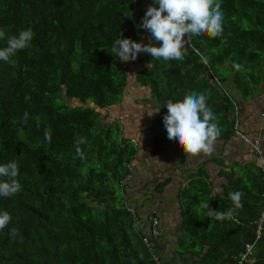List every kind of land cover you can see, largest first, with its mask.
Masks as SVG:
<instances>
[{
  "label": "trees",
  "instance_id": "16d2710c",
  "mask_svg": "<svg viewBox=\"0 0 264 264\" xmlns=\"http://www.w3.org/2000/svg\"><path fill=\"white\" fill-rule=\"evenodd\" d=\"M143 1L0 0V29L7 36L29 27L35 34L28 48L8 62L0 60V164L16 160L22 186L19 193L0 197V211L7 210L12 218L0 230V264L164 263L160 225L159 236L152 237L146 218L148 233L143 232L138 206L128 203L123 193L121 182L130 175L135 144L120 136L118 125H105L108 114L102 120L98 112L121 102L128 84L126 69L110 54L117 38L139 42L145 35L137 27L145 15ZM221 4L220 36L193 37L180 61L153 59L147 53L136 59L141 68L135 82L159 110L149 129L153 156L177 143L168 139L163 123L169 99L177 102L192 91H207V104L228 138L237 122L229 118L236 100L225 88L224 70L233 72L232 82L243 98L264 80V0ZM6 46L7 40H0V48ZM73 100L93 106H77ZM81 140L83 158L76 151ZM260 156L264 158L262 150ZM201 174L192 176L189 184L203 186L204 178L196 179ZM193 187L183 191L188 202L180 201L175 258L190 257L193 264H236L245 244H252L248 264H264V223L256 238L255 222L262 209L264 173L259 169L258 180L249 186L230 180L222 196L203 191L194 196L189 192ZM233 190L243 196L242 207L231 219L216 220L202 209L205 198L213 211L232 208L228 192ZM199 196L206 197L201 201ZM146 237L151 247L143 243Z\"/></svg>",
  "mask_w": 264,
  "mask_h": 264
},
{
  "label": "crops",
  "instance_id": "0c3cea01",
  "mask_svg": "<svg viewBox=\"0 0 264 264\" xmlns=\"http://www.w3.org/2000/svg\"><path fill=\"white\" fill-rule=\"evenodd\" d=\"M143 3L146 4L143 8L146 12L152 5L149 0H144ZM150 35L146 31L139 42L147 45ZM119 62L118 59V64ZM130 63L131 71L128 66L119 65L120 68L126 69L128 79L122 97L123 102L104 109V111H98L100 117H105L108 114V118L105 119L108 124L113 122L114 117L119 116L123 127L128 124L132 125L134 120L130 115L122 116L123 108L135 110L136 115L140 116L145 123L139 130L132 133L137 154L131 161V178L124 186L123 193L128 203L138 206L141 222L139 227L143 226V232H147L145 220L149 215L154 214L158 218L161 231L159 254L164 261L163 264H193L190 257L179 259L174 256L180 234V219L182 218L180 210L182 202L180 201L188 202L183 198L186 194L183 191L194 186L189 190L194 196L202 191L203 193L210 192L211 196L216 194L222 196L221 194L229 186L230 180H238L247 186L253 185L254 179L258 180L261 159L253 153L250 145L244 140L254 142L264 152V118L261 117L264 109V80L257 89L250 90L243 98L242 93L235 88V83L232 82L233 72L228 68L224 70L227 78L225 88L236 100V109L232 110L229 118H233L237 122L234 121V134L225 138L226 132H224L221 134V138L218 137L215 151L212 154H201L188 159L178 143H169L161 155L153 156L154 137L149 129L156 115L150 117L147 111L157 110L146 89L141 95L139 93L132 94L134 87H140L135 82V74L140 70L141 64L137 60L130 61ZM143 64L147 66V62L144 61ZM144 95L149 96L150 99L146 109H143L142 103L138 99V96H142L144 99ZM117 106L120 108L118 112L115 108ZM112 107L115 108L113 111ZM200 169L204 181H201L200 176H196V179H199L203 186L189 184L193 173ZM204 197L201 198V201ZM205 199V201L208 200ZM205 201L202 203V209H207L203 207Z\"/></svg>",
  "mask_w": 264,
  "mask_h": 264
},
{
  "label": "clouds",
  "instance_id": "9594fccd",
  "mask_svg": "<svg viewBox=\"0 0 264 264\" xmlns=\"http://www.w3.org/2000/svg\"><path fill=\"white\" fill-rule=\"evenodd\" d=\"M221 9V0H154V4L148 7L141 23L137 26L138 29L142 28L151 34L149 43L145 45L131 39L117 38L114 41L112 53L109 54L122 62L135 61L142 52L149 54L153 59L180 61L186 54V44L193 37L206 34L214 38L222 34L223 12ZM34 35L30 27L21 29L17 35L13 36H7L6 31L0 29V40H7V46L0 48V60L8 62L19 51L28 48ZM157 43L159 46H156ZM233 67L239 69L241 66L234 64ZM208 99L207 91H192L181 101L173 102L169 99L166 103L168 112L163 117V123L168 139L176 141L188 159L201 154H212L221 134L218 118L207 104ZM235 109L236 107L233 108ZM147 112L151 117L158 114L159 110ZM27 118L28 114L25 113V121ZM45 138L51 139L47 131ZM80 143L83 141H77L76 151L83 158L79 148ZM245 143L250 145L254 153L253 145L257 146V144L247 140ZM127 176L131 178L130 175ZM18 177L19 168L16 160L0 164V197L9 198L22 190ZM242 196L241 191H229L228 197L233 207L226 211H213L209 207V202L203 207L207 208L208 215L216 220L231 219L235 211L242 207ZM11 219L7 210L0 211V230L9 224ZM16 234L17 230L13 228L11 236L14 238Z\"/></svg>",
  "mask_w": 264,
  "mask_h": 264
},
{
  "label": "rangeland",
  "instance_id": "374dc122",
  "mask_svg": "<svg viewBox=\"0 0 264 264\" xmlns=\"http://www.w3.org/2000/svg\"><path fill=\"white\" fill-rule=\"evenodd\" d=\"M146 6V4L145 3H142V10H143V12L144 13H146L145 12V10L143 9L144 7ZM132 62V61H131ZM147 61H145V63H146ZM119 65H121L122 67H124V66H128L129 67V69H130V71H131V68H132V65H131V63L130 62H122L121 63V61L119 62ZM225 67H221L220 68V71L222 70V69H224ZM226 85H227V83H225V87H226ZM144 90H145V88H143V87H134V91L132 92V94H143L144 93ZM129 93V92H128ZM135 97V96H134ZM133 97V98H134ZM138 99L141 101V103H142V107H143V109H146V108H148L147 106H148V100L150 101V99H149V96H146V95H144V99H143V97L142 96H138ZM121 102H123V100L121 99ZM72 103L73 104H79V105H77V106H81V107H91L92 108V103L90 102V101H87L86 103H84V104H82L81 102H78L77 100H73L72 101ZM116 108V112H118V111H120V108L117 106V107H115ZM115 108H113L112 107V111L115 109ZM95 109V108H94ZM95 111H96V109H95ZM104 111V110H103ZM102 115H103V112H102ZM127 115H130L132 118H133V120H134V122L132 123V125H130V124H128L127 126H124L123 127V125L121 124V122H120V118L121 117H119V116H116V117H114V119H113V122H111V123H113L114 125L113 126H115V125H118L119 126V128H120V131H119V134H120V136L121 137H124V138H127V139H129V140H131L132 141V143H134V140H133V138H132V133L133 132H135L136 130H139L145 123H144V120H142L141 119V117L140 116H137L136 115V112H135V110H130V109H127V108H123V111H122V116H127ZM100 119H104V117L103 116H101V118ZM99 120V119H98ZM103 123L105 124V125H107L108 124V122H107V120H103ZM135 144V143H134ZM199 172H201V169H200V171L198 170V171H195L193 174V176H195L196 174H199ZM203 176V174H201V176L200 177H202ZM205 188V187H204ZM200 198H202V196H199Z\"/></svg>",
  "mask_w": 264,
  "mask_h": 264
},
{
  "label": "built area",
  "instance_id": "2783aa9c",
  "mask_svg": "<svg viewBox=\"0 0 264 264\" xmlns=\"http://www.w3.org/2000/svg\"><path fill=\"white\" fill-rule=\"evenodd\" d=\"M261 117L264 118V110L261 113ZM253 148H254L255 153L261 159V164H260L259 169H260L261 173H264V158L260 156L261 151H260V149L256 145H253ZM129 180H130V177L129 176H126L122 180L121 184L122 185H126ZM261 197L263 199V206H262V209L260 211L259 217L255 221V222H258L257 229H256V238H258L260 236V233L262 231L261 224L264 223V190H263V192L261 194ZM130 212L133 214V216H135L137 211H136V209L134 207H131ZM147 220H148L149 224H151V230H150L151 231V236L152 237H158L159 234H160V232L158 230V226H159V220H158V218L152 214V215H150L148 217ZM142 241H143V243L146 246L151 247V244L149 242V238H147V237L146 238H143ZM252 249H253V245L252 244H245L243 253H240L238 255V259L236 261V264H248L250 262V256L252 255Z\"/></svg>",
  "mask_w": 264,
  "mask_h": 264
}]
</instances>
